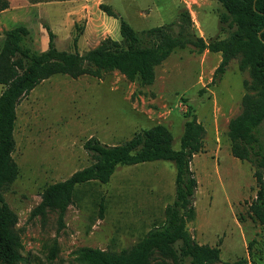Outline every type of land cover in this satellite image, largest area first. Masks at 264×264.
<instances>
[{
    "label": "rangeland",
    "instance_id": "374dc122",
    "mask_svg": "<svg viewBox=\"0 0 264 264\" xmlns=\"http://www.w3.org/2000/svg\"><path fill=\"white\" fill-rule=\"evenodd\" d=\"M7 1L9 8L0 13V49L4 32L16 26L29 31L22 48L31 52L47 50L48 30L54 46L66 52L82 54L106 38L120 41L119 19L108 17L101 4L139 34L164 25L177 33L186 23L184 11L190 18L187 30L206 43L231 32L220 22L225 10L215 0ZM239 60H231L213 84L220 54L188 46L155 68L150 86L130 82L116 71L101 78L56 75L23 97L16 109L12 154L19 173L3 193L17 218L13 229L20 241V264H83L78 260L81 249L120 252L161 223L175 190V168L165 161L117 167L107 184L78 187L62 229L56 212L35 217L31 212L47 186L93 162L83 148L90 138L115 145L162 125L177 150L184 124L192 117L205 133L203 149L190 164L197 189L195 217L187 232L197 244L219 250L216 264H264V225L249 215L257 192L254 168L232 156L228 136L230 121L243 112V97L255 95L249 71L239 69ZM3 89L0 85V94ZM260 139L264 146V125Z\"/></svg>",
    "mask_w": 264,
    "mask_h": 264
},
{
    "label": "trees",
    "instance_id": "16d2710c",
    "mask_svg": "<svg viewBox=\"0 0 264 264\" xmlns=\"http://www.w3.org/2000/svg\"><path fill=\"white\" fill-rule=\"evenodd\" d=\"M61 0H47L57 2ZM225 12L220 22L231 29L228 37L206 43L187 29L190 18L175 33L171 25L150 28L137 33L110 7L99 9L108 17L119 19L120 41L104 39L97 47L80 54L58 50L54 34L48 30V48L31 52L22 48L29 38L24 26L4 32L0 49V264H20V241L13 227L15 214L4 200V190L18 177L19 169L12 154L15 149L14 131L16 109L20 101L43 81L63 75L72 79L83 76L101 78L116 71L130 82L150 86L155 81V68L177 50L192 46L198 53L220 54L221 61L213 75V84L221 79L234 58L240 57L239 69L248 70L255 95H245L243 112L229 123L228 136L232 156L249 162L257 184L255 199L249 206L253 221L264 225V146L260 128L264 125V0H215ZM9 8L7 0H0V13ZM76 43V40H74ZM203 126L195 117L186 121L179 148H173L172 134L162 125L135 133L129 140L105 145L95 138L87 140L83 148L93 162L73 173L68 179L47 186L31 217L54 211L59 228L64 227V214L78 187L109 182L117 167L135 166L157 161L173 164L175 168L174 200L164 210L163 221L150 229L138 242L120 252L84 248L78 260L83 264H216L220 259L217 248L199 245L187 232L186 225L195 217L194 195L197 181L190 164L193 156L203 149ZM238 264H245L239 261Z\"/></svg>",
    "mask_w": 264,
    "mask_h": 264
},
{
    "label": "crops",
    "instance_id": "0c3cea01",
    "mask_svg": "<svg viewBox=\"0 0 264 264\" xmlns=\"http://www.w3.org/2000/svg\"><path fill=\"white\" fill-rule=\"evenodd\" d=\"M85 0H81V1H78V2H84Z\"/></svg>",
    "mask_w": 264,
    "mask_h": 264
}]
</instances>
